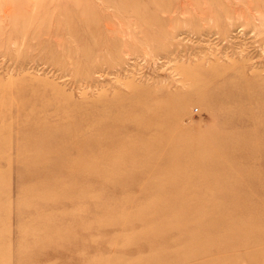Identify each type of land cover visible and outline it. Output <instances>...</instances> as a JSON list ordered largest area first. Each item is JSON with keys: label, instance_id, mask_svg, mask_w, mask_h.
<instances>
[{"label": "rangeland", "instance_id": "obj_1", "mask_svg": "<svg viewBox=\"0 0 264 264\" xmlns=\"http://www.w3.org/2000/svg\"><path fill=\"white\" fill-rule=\"evenodd\" d=\"M0 264H264V0H0Z\"/></svg>", "mask_w": 264, "mask_h": 264}]
</instances>
